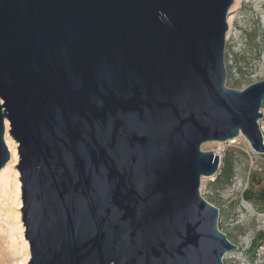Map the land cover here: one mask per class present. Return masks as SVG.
I'll return each instance as SVG.
<instances>
[{
    "label": "water",
    "instance_id": "95a60500",
    "mask_svg": "<svg viewBox=\"0 0 264 264\" xmlns=\"http://www.w3.org/2000/svg\"><path fill=\"white\" fill-rule=\"evenodd\" d=\"M236 0H0V172L19 143L27 264H224L201 195L264 79L226 85Z\"/></svg>",
    "mask_w": 264,
    "mask_h": 264
},
{
    "label": "rangeland",
    "instance_id": "374dc122",
    "mask_svg": "<svg viewBox=\"0 0 264 264\" xmlns=\"http://www.w3.org/2000/svg\"><path fill=\"white\" fill-rule=\"evenodd\" d=\"M233 7L226 37V85L243 90L264 79V0H241L235 9ZM261 111L264 113V103ZM260 121L264 123V117ZM202 149L214 151L221 157L219 171L214 176L203 177L200 190L201 195L220 210L219 229L237 245L236 250L224 256V264H264V235H260L264 233V201L256 203L244 197L247 190L256 193L264 186V155L256 153L242 135L228 142H206ZM227 158L229 168L225 177ZM18 164L5 176L8 183H0V264H18L26 241L21 212L23 199L19 209L12 193L16 183L14 172L18 171L19 180L21 177ZM254 175L262 182L253 181ZM19 212L21 222L16 219Z\"/></svg>",
    "mask_w": 264,
    "mask_h": 264
},
{
    "label": "bare ground",
    "instance_id": "6f19581e",
    "mask_svg": "<svg viewBox=\"0 0 264 264\" xmlns=\"http://www.w3.org/2000/svg\"><path fill=\"white\" fill-rule=\"evenodd\" d=\"M241 2V0H236L235 5L233 7V9L236 8V6ZM231 18H229V22L231 23ZM5 126H6V133H5V140L6 143L9 147V150L11 152V160L9 161V163L6 165L5 168H3L0 172V183L3 181L5 184L8 183L9 179H4L5 176L12 171L13 172V167L16 166V164L19 162V153H18V149H17V143L11 138V136L9 135V129H10V121L8 118L5 119ZM16 174V183L13 189V200L15 203H17L18 208L20 209L22 206V191H21V182L19 180V174L18 171L14 172ZM7 177V176H6ZM14 179V180H15ZM16 219L19 220L21 222V215L20 212L16 215ZM20 224V223H19ZM21 226V225H20ZM20 228V227H19ZM21 229V228H20ZM23 229V227H22ZM22 252H23V257L21 259V261L18 264H26L27 261L29 260L30 257V252H29V248H28V243L26 241L23 242L22 245Z\"/></svg>",
    "mask_w": 264,
    "mask_h": 264
},
{
    "label": "trees",
    "instance_id": "16d2710c",
    "mask_svg": "<svg viewBox=\"0 0 264 264\" xmlns=\"http://www.w3.org/2000/svg\"><path fill=\"white\" fill-rule=\"evenodd\" d=\"M225 164H227V167H225V169L223 170L224 171V176L226 177L227 174H228V168H229V158H227L225 160ZM258 175H254L253 176V181L257 182V183H261L262 180L261 179H258L257 177ZM244 197L245 199L249 200V201H254L256 203H258L257 201L258 200H261V201H264V186H262L261 188H259L258 191L253 192V190L249 189L247 190L245 193H244ZM260 235H264V233H260ZM260 236V237H261Z\"/></svg>",
    "mask_w": 264,
    "mask_h": 264
},
{
    "label": "built area",
    "instance_id": "2783aa9c",
    "mask_svg": "<svg viewBox=\"0 0 264 264\" xmlns=\"http://www.w3.org/2000/svg\"><path fill=\"white\" fill-rule=\"evenodd\" d=\"M259 123H260L261 131H262L263 137H264V123H261V121H259Z\"/></svg>",
    "mask_w": 264,
    "mask_h": 264
}]
</instances>
